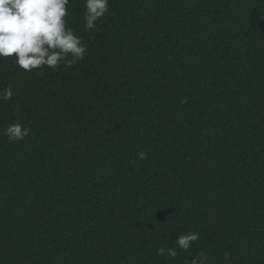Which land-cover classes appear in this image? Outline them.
Here are the masks:
<instances>
[{
	"label": "trees",
	"instance_id": "1",
	"mask_svg": "<svg viewBox=\"0 0 264 264\" xmlns=\"http://www.w3.org/2000/svg\"><path fill=\"white\" fill-rule=\"evenodd\" d=\"M84 4V60H0V264H264V0Z\"/></svg>",
	"mask_w": 264,
	"mask_h": 264
},
{
	"label": "clouds",
	"instance_id": "2",
	"mask_svg": "<svg viewBox=\"0 0 264 264\" xmlns=\"http://www.w3.org/2000/svg\"><path fill=\"white\" fill-rule=\"evenodd\" d=\"M70 0H0V60L14 57L20 70H57L71 67L84 60L87 51L82 39L68 26ZM85 30H96V21L109 12V0H85ZM14 95L11 85L0 91V100H10ZM31 129L17 122L3 129L11 142L24 141ZM143 160L146 153L141 151ZM200 239L199 232L185 231L176 241V248L157 249L158 256L175 259L177 249L189 252ZM230 258L225 253L226 262ZM208 257L200 253L189 264H206Z\"/></svg>",
	"mask_w": 264,
	"mask_h": 264
}]
</instances>
